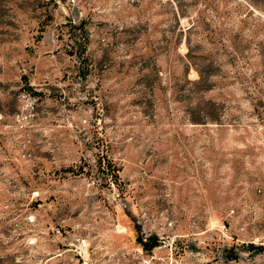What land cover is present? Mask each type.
Segmentation results:
<instances>
[{
	"label": "rangeland",
	"instance_id": "obj_1",
	"mask_svg": "<svg viewBox=\"0 0 264 264\" xmlns=\"http://www.w3.org/2000/svg\"><path fill=\"white\" fill-rule=\"evenodd\" d=\"M0 264H264V0H0Z\"/></svg>",
	"mask_w": 264,
	"mask_h": 264
},
{
	"label": "trees",
	"instance_id": "obj_2",
	"mask_svg": "<svg viewBox=\"0 0 264 264\" xmlns=\"http://www.w3.org/2000/svg\"><path fill=\"white\" fill-rule=\"evenodd\" d=\"M70 31L74 35H79L80 38L75 39V42L73 44V50L72 54H76L80 63L82 64V69L84 71H90L93 68V62L89 58L88 54V42H89V35L85 28V22L84 20L81 21L79 24L71 23ZM198 73L201 76V73L198 71ZM84 75H87L84 73ZM203 77L201 76L200 80L193 82L194 84H202L204 88H208L209 84L208 82L203 81ZM200 114L199 118H194L193 121L196 123H206L208 121L211 122H218L220 118L215 113V110L208 109L207 107L203 109V111ZM97 166L99 169H102L103 173L105 174L106 179H108L110 182L116 184L119 189L121 187V177H120V167L117 165V163L113 160L112 156L109 153V150L105 148H101L99 146V150L97 152ZM66 171H69L73 174H81V173H87L83 165L79 166H70L66 168ZM139 242L142 244L145 250L151 251L155 246L158 245L157 238L155 236H150L148 238H139ZM246 247L243 245V248ZM241 248V247H239ZM225 256L227 260H237L240 256L238 249L235 245L232 246H226L225 249Z\"/></svg>",
	"mask_w": 264,
	"mask_h": 264
}]
</instances>
